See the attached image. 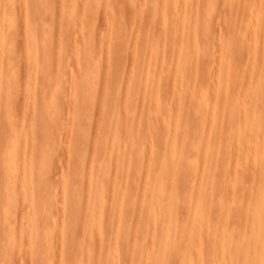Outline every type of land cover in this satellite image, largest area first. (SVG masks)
<instances>
[{
  "label": "bare ground",
  "instance_id": "obj_1",
  "mask_svg": "<svg viewBox=\"0 0 264 264\" xmlns=\"http://www.w3.org/2000/svg\"><path fill=\"white\" fill-rule=\"evenodd\" d=\"M171 1L172 0H143V3H146L147 7L139 11L134 10V16H131L132 14L130 15L131 17L138 18L137 21L139 24L137 23L138 26H135V28L139 27L140 29H134L133 36L130 38L134 39L133 43H131L132 40L129 42L127 41L121 49L110 43L107 45L104 44V48L103 45L97 46L98 48L95 47L97 50H92L93 48L91 49L89 47L80 48L70 45L71 49L75 48L74 50L80 53L75 55V59L77 58L79 61L76 72L73 69L67 68V62H69L71 57V50L68 52L69 46H67L65 42H63L60 47L61 56L57 69L51 67L53 58H51L52 55L51 57L49 56L54 53H52L51 48V53L48 51L49 48L47 49V53H44L46 55L50 53L48 54L49 58L44 56L46 60H44V54H41L43 58L38 54V52H40L38 51L39 46H41L39 43L43 41V39L41 40L38 38V36H41L38 35L39 32L36 33L34 30L30 29V25L33 23V19L30 21L31 9H24L25 17L28 19V23L24 25L25 29L23 28L24 34L22 36L26 46V49L24 48L26 52H24L28 53L27 56L30 57L27 58L29 60L31 58V63L33 62V65L30 63L31 68L28 69L31 70L32 75L30 73V77L28 74L27 79L30 77L28 80L34 82L33 85L39 80L40 83L48 86L47 90L50 89V86L56 89V91L53 90V92L55 91L54 96L52 95L53 93L47 96L50 97L51 95L53 98L51 104L54 102L52 106H54L55 109L57 108L56 110L62 108L63 105L61 103V101H63L61 100L63 94H61V96L59 95V89L63 88L64 90L69 89L73 94L76 91H78V93L80 92V94L83 92L85 97L83 95L81 96L84 97V100L86 99L87 103H92L94 96L99 95V93L100 95L102 94L105 100L109 101L114 97L124 96L127 108L133 107V109L126 114L125 117L127 121L123 128L119 124V113L114 114L113 112L111 131L108 134L100 136L106 145V149L102 154V156H106V158L101 161L99 159V154L94 152H92L94 154L90 153V156H86L83 161L88 169L86 171L87 173L84 172L85 174L83 173L81 176L76 175L78 177H71L72 179H76L75 181L72 180L73 183L67 184V188L65 186V192L62 198H59L62 201H59L58 198H56V200L55 197L52 198L54 202H61L56 203L57 205L55 206H62V212L64 208L65 210L69 208L64 212H68L71 209L70 214L73 213L71 206L76 210H86L85 207L89 208L90 205H96L95 211L92 213L94 214L92 215V220L89 222V227L88 225L87 229L82 227L85 228V231L88 230L86 231L88 238H86V236L85 238L88 239L89 242L85 241L86 243L84 242V244L78 242L80 244H77V241L74 240L76 239L75 233H73L75 236L73 237L74 239L72 238L73 241H71V236H73L70 234L73 231L71 228H74L76 225L78 226V224L69 219L70 216L68 217L64 213L63 215H65L66 218L61 214V216L65 218L63 219L61 217L64 223L59 224L58 222L62 219L60 215H57L59 214V211L56 210L57 207H54L55 210H53L58 212H54L55 215L59 216H56V221L58 222H56L55 219L47 221L45 218L46 227H48L50 233L42 232L45 223L43 224L44 220H41V218L31 223H20L21 226L19 227V224L17 225V222H14L17 226V228H15L13 224L15 229L13 227V229L9 228L11 224L7 223L8 220L4 222L1 221V219L0 222L6 225V229L0 234V249L5 247V250H0V264H14V261L18 263L21 261L19 264H22V259L25 256L35 258L33 261L45 262L47 264H66L67 262L65 263L64 261L63 263V260L64 258L66 260L69 256L70 260L67 261L71 264H103L105 259L110 257V264H120L123 257L119 254V248L125 249V251L129 253L131 264H156L155 259L158 256L157 252H162L165 249H169V255L174 256L169 258L168 264H205L206 259H212L216 264H220V262L224 264H258L255 257H249V252H252L253 249L256 250L255 248L258 244L264 245V228L260 227V219L263 217L264 211L259 210L264 204V198L263 200L256 201L253 199L254 195L257 197L264 196V0H228L227 2H223L224 0H175L178 3L174 4L175 6L177 5L176 7L173 6L175 1H172L173 7H171ZM16 2H18V0H6V2L3 3L4 5H0V13ZM33 12H35V10L32 11V13ZM156 13L168 15L171 19L170 25L165 27L161 26L159 23L156 24L151 22L152 15ZM233 14H236V16L231 19ZM123 16L124 15H122V17ZM120 18L121 17L116 16L107 24L109 26V35H112L123 21V18ZM3 23H5L4 18L0 21V25ZM70 24L71 23H69L68 26ZM192 24L196 26L189 27ZM71 27H76V25L72 23ZM156 30L161 32L160 37L157 36L156 38V36H151V33ZM169 31H174L175 34L173 35V33H171V35H169ZM5 41L6 37L3 35V32L0 31V47ZM17 41L18 40H16V42ZM24 42L20 41V43L16 44L18 45ZM134 44L136 48L133 47ZM17 47L20 48L19 45ZM201 47L203 48V57H186L189 52L193 51L192 53H195L198 49L200 50ZM231 48L239 49L238 54L230 56L228 50ZM27 49H30V51L28 50L27 52ZM167 50H169L171 54L168 57H164L163 53ZM45 51L46 49L43 50V52ZM131 52L132 55H130ZM157 52H162L163 58L158 65H155L152 62V57ZM19 54L21 53L19 52ZM38 55L42 58V63L46 62L45 68H48L47 72H43L44 74L46 73L45 75L42 73L43 79L41 78V80L37 74L39 62L37 59L41 60ZM134 60L135 62L133 64ZM128 61L130 63L132 62V64ZM209 62H212V66L214 67L211 79L209 78L210 75H207L208 80H211L209 83L216 85L220 92H217V89H212L208 95L207 120L200 118V112H196L194 118H180L170 113L171 106H182V95H184V93H200L201 90L198 84L202 80L203 74L207 71ZM127 64H129L130 67H128ZM3 66L4 63L2 59H0V77H2L1 69ZM97 70H104L105 74L104 77L101 76L98 81H95L91 78L90 74L92 71L94 72ZM207 73H209V71ZM42 80L43 82H41ZM204 81H206V78H204ZM42 88L44 87L42 86ZM170 88L173 90L172 99L170 98V100L164 101L159 100L158 95ZM30 89L36 90L37 88ZM30 89L27 90L28 92L26 94L27 98L30 97V101L28 102L27 100V104L24 105L27 112L22 122H20L21 126L19 131L17 134H5V136L11 134L8 136L10 138L15 135L19 137L21 142H23L22 144L25 146V150L29 149L28 152L31 146L42 141V137L43 140L47 137L45 135L46 131H44L45 134H42L43 132L41 133L40 126L34 123V119L38 116L35 96L38 97L39 95H35L38 92L33 95L34 91H30ZM64 90L62 91L65 92ZM237 90H240V93H236ZM38 91L41 95L43 94L39 89ZM56 92L59 93L56 94ZM29 93H32V97ZM46 93L44 91V94ZM79 104L72 106L73 111L69 109L72 113H70L71 117H68V119H71V125L78 122L83 115L81 113L82 107ZM184 111L185 107L181 108V112L179 109L180 113ZM111 112L112 109L109 111V114ZM80 113L82 115H79ZM73 114L74 116L72 118ZM61 115L64 114L61 113ZM59 116L60 114L58 117ZM84 116L85 115L82 117V121L83 118L85 120L87 117ZM104 117L102 116V118ZM229 118H232L233 121L231 120V122L234 123L231 124L229 130H227L224 129V125ZM29 119L30 121H28ZM61 123L62 121L60 122L58 118V121L53 126L55 129L49 128V130L51 129V133L48 131V139L58 138L60 135L62 136V130L64 131L65 127L63 129ZM68 125L70 124L66 126ZM85 125L79 126L73 131L72 129L65 130V132H67L65 133L66 135L69 133L68 136L65 135L69 137L67 140L70 139L71 131V138L75 136V131H77L78 128L82 129L81 127H83L85 131L88 126L86 125L85 127ZM80 132L76 134V137L78 135L79 139H82L80 135L83 131ZM161 133L169 135L170 140L166 143L161 141L164 145L159 148V144L157 143H159L158 140L160 139H158V137ZM44 135L46 137H44ZM1 139L3 140V138ZM6 139L1 141L4 143ZM85 139L84 137V141ZM9 141L10 139H8V142ZM80 142L81 140H78L74 145L76 146L77 143L79 144ZM68 143L70 144L71 140L67 142V144ZM4 144L5 146L8 145L7 142ZM257 144L263 147L259 158L251 154L249 157L250 160L248 159L245 161L243 168L239 169L230 166L231 161L229 159L232 158L235 160L234 162H238V160L235 159L236 157L248 150L250 152L255 151L253 147ZM71 145L72 143L69 146ZM21 146L23 147V145ZM26 146L30 148H26ZM85 146L83 147L84 149L81 148L82 146H80V148L85 151L88 147L85 148ZM56 147L51 144L48 146V150L52 151L54 150L53 148ZM71 147L73 149L72 153L74 154V151L76 153L77 146L76 149L73 145ZM142 147L146 148L144 152L142 151ZM200 147L205 151H216L213 157V167H215L217 171L214 170V173L209 175L205 174V171H201L198 176L192 172L193 168L185 172H180V162H174L173 159L178 155H181L183 160L186 161L195 159V156L198 155L200 151ZM1 148H4V145L0 147V150ZM141 151L145 155L148 154L150 156L149 163L152 162L143 172L145 179L154 187V191L157 194L166 191V196L155 205H148L144 199H137L144 197L145 193L143 191V186L138 182L139 179L137 180V176L132 178L134 174H131L133 173L131 158H136L137 154L141 153ZM28 152L18 155L21 157L22 162L24 161L25 168L31 170V154ZM72 153L71 155L73 156ZM78 153L81 152L77 150V153L74 154L73 157L79 155ZM3 155L6 154L3 152ZM7 156L3 159L4 162L6 160L8 161V158H11V156ZM14 157H16V155ZM19 157L18 159L20 160ZM73 157H71V159ZM151 165L152 167H150ZM153 166H159L160 170L155 173L156 171H154ZM250 166H252L250 168L251 174L247 170ZM71 168H69L70 170L67 168V171H71ZM120 174H125V177L122 179L123 181L116 182V177ZM110 179L112 182L109 181ZM113 180H115L116 183ZM28 182V178L24 177L18 184L20 186L11 185L10 187V185L6 183L4 185L7 186H3L9 188L7 190H10L7 191V195L10 194V196L12 195L13 197V195L16 196L18 192L22 191V196H25L24 200H31V195L35 192L33 191L35 189L29 190ZM46 182L47 181H45L43 188H46L45 190L48 188V191L51 193L53 191L51 190L53 185L49 183L51 186L50 188L44 187L48 185V182L47 184ZM130 182L133 183L132 186L135 196H130L129 187L127 188ZM165 184L168 185V188L164 187ZM190 184L191 187L185 190L184 188ZM192 185H196L197 189L201 190L202 193L200 198L195 201L194 206H192L193 209L195 208L194 215L198 220L196 223L190 224L186 229L182 230L180 227L186 225V222L179 217L178 211L180 207L186 206L187 202L183 198L192 190ZM111 186L113 187L110 191L113 190V193L115 191V195L113 194L112 197H115L108 198L104 194ZM42 190L45 192L44 189ZM250 192L252 194V196L250 195L251 198L248 197L249 199L247 202L239 205L237 203V198L244 197ZM39 193H41V191ZM237 194L238 196L236 197ZM9 197L7 196V198ZM7 198L0 200L1 208L7 205ZM138 200L141 201L139 202ZM217 200H222L223 205L228 210L231 209L237 212L238 215L242 213L244 216H248L245 217L246 219L240 220L233 228L234 230L232 231L235 232L236 235L231 237L227 241V244L225 243L227 249L224 252H221L223 248L222 242L216 245H208L200 241V229L208 225L206 224L208 217L207 215L205 216V212L211 210ZM17 204H15L16 208L18 207ZM19 205H22V202ZM13 207L12 209H14ZM125 207H131L132 213H125L123 210ZM8 210H11V208ZM15 210L16 209H14V211ZM25 210L26 212L23 211L26 213L27 219L32 218L31 207H27ZM103 210L104 212L108 210L107 215L109 216L110 214L112 216V223L110 222L111 229H109L110 226L109 228L107 227V229L110 230L109 234L113 243L118 245L120 242V246H117V249H114L110 256V253H105L103 248H101L100 239L96 238L99 239L96 240L94 237V229L100 222ZM80 213L81 212L77 213L78 215L75 213V215H77L76 221ZM70 214L68 212V215ZM21 216L25 215L19 216V214H17L16 218ZM6 217L4 216V220H6ZM14 217L13 215L11 218ZM11 218H9L10 221ZM67 220L70 221L67 222ZM225 221H227V219ZM78 222L80 224V221H77V223ZM62 224L66 225L61 226ZM52 226L55 230L50 229ZM121 226L131 229V233L125 234L126 237H122V233L120 232ZM81 231L84 233L82 229L79 232ZM190 234L193 237L191 243H189ZM80 235L81 234L78 236ZM172 238H176V242H173L171 240ZM53 239H57V242L59 240L61 246L64 248L62 252L60 251L62 257H57L62 259H60V263L59 261H55L57 260V258H55L56 255L59 254H54L55 259H53V253H55L53 248L59 245V242L55 245L57 242ZM69 239L74 243H70V246L73 244L72 246L75 248V244H77L75 248L76 251L71 250L72 246L71 249L68 250ZM78 239L79 238H77V240ZM51 242L54 244L52 245L53 247L51 246ZM150 243L155 246L151 248L148 247L147 245ZM242 243L247 245V249H249V251H247L248 257H242L240 255L238 245ZM41 245L45 246V249L44 247V250L42 249L43 251L39 250ZM71 251H73L72 254ZM142 253L145 255L144 259L140 258Z\"/></svg>",
  "mask_w": 264,
  "mask_h": 264
},
{
  "label": "rangeland",
  "instance_id": "obj_2",
  "mask_svg": "<svg viewBox=\"0 0 264 264\" xmlns=\"http://www.w3.org/2000/svg\"><path fill=\"white\" fill-rule=\"evenodd\" d=\"M18 0V2H16L15 4H13L11 7H7L4 9V11H2V13H0V21L2 20V18L5 19V23H3L2 25H0V31L3 32V35L6 37V41L4 44H2V46L0 47V59H2L4 66L1 69V73H2V77H0V136L1 138L6 139H10V141L8 142V139H6L5 142H7L8 145L5 146V142L3 143L1 140V144L0 147H2L4 145V148H1L0 150V200H4L7 198V196L9 197V195H7V190L9 188H5L8 184L10 185H18L23 178H28L29 180V185H28V189L29 190H33L35 191L32 195H31V200H24L25 196L21 194L22 191L18 192L16 196L12 195L7 198V205L2 206V208L0 207V220L1 221H6L8 220L7 223H10V227L12 228L15 225V228H17L16 224H14V222H17L18 227L21 226V224H25L26 222H35L37 221V219L39 220L41 218V220H44L43 224L45 223V227L43 226V231L42 232H49L48 227H46V220H57L56 218L59 217L57 215H60V218L63 216L66 218V216H70L69 219L73 220L76 222V224H78V226L76 225L74 228H71L72 233H70L71 235H73V233L75 234L73 236H71V241H73V237L75 236L76 239H74L75 241H77V244H80L78 242H82L84 244L85 241H88V236H87V232L88 230L85 231V228L87 229L90 225L89 222H91L90 220H92V214L93 211H95V204L94 205H90L89 208L85 207V209L82 210H76L74 209L72 206L71 208L73 209V213L70 214L71 209L68 211L70 215H68V212H64L67 211L69 208H67V210H65V208L62 209L61 207H57L55 205H57L56 203H61V202H54L53 201V197L58 198L59 201L65 192V186L66 188L68 187V185L70 183H73V181H75L76 178L72 179L71 177H75L76 175H82L84 172H86L88 169L86 167V165L84 164V160L86 158V156H90L91 154L97 153L100 155L99 159L102 161L106 158V156H102L103 152L106 149V145L104 144V141L100 138V136L108 134L111 131V124L113 122V112L115 113H119L120 119H119V124L120 126L123 128L125 126L126 123V114L131 111L133 109V107L131 108H127L126 106V99L125 97H114L113 99L109 100H105V98L102 96V94L100 95H96L94 96V100L92 103H87L86 99L84 100L85 95L80 94V92L78 93V91L71 92L69 89L64 90L63 89H59V95L61 96V94H63V96L61 97V104L62 108H58L59 110H56L54 108V106H52L54 104H51V100L53 99L50 95V97L48 94H52L54 96V92L56 91V89H54V87L50 86V89L47 90L46 85H43V83H40V81L38 80L35 85L34 82H30L31 80H28L32 73L31 70H28L31 68V58L30 60L28 59L30 56H27L28 53L26 52V46H25V42L23 41V34H24V29L27 23H28V19L25 17V10L26 8H30L32 11L35 10V12L32 13L31 12V17H30V21H32L33 19V23H31L30 25V29L34 30L36 33L39 32L38 35H41L40 37L38 36L39 39H43V41H41L39 44L41 46H39L38 54L41 56V54L43 55L44 53H47V49L48 51L53 54H50V56L47 54H44L43 57L45 56L46 58H53L52 59V65L51 67L54 69H57L59 67V60H60V47L63 44V42L66 43L67 46H69L68 48V52L70 51V60L69 62H67V68L69 69H73L75 72L77 71V67L79 65V61L76 58L75 59V55L76 54H80L77 53L73 48H70V45H74V47L78 46L80 48H85V47H89V48H93L92 50H97V46L99 45H103V48L105 47V45H107L108 43L115 45L116 47H118L119 49H121L124 44L130 40H132L131 43H133L134 39H130L133 35V31L134 29L138 30L139 27L137 23H138V18L136 17H131L134 16V10H141L142 8H146L147 5L146 3H143V0ZM173 2L175 0H172ZM172 1H171V7L175 6L174 4H178L177 1H175V3H173L172 6ZM228 0H224L223 2H227ZM4 2H6V0H0V5H2ZM134 6H133V5ZM4 5V4H3ZM132 5V6H131ZM177 6V5H176ZM175 6V7H176ZM39 7V8H38ZM134 7V8H133ZM37 10V11H36ZM132 12H131V11ZM23 11V12H22ZM131 12V13H130ZM22 13V14H21ZM129 13V15H128ZM132 14V15H131ZM122 15H124L122 17ZM131 15V16H130ZM119 16L121 17L120 19H122L123 21L120 23L119 27L113 32V34L109 35V26L107 25L109 23V21L116 17ZM236 14H233L231 16V19L235 18ZM33 17V18H32ZM128 17V18H127ZM216 17V14H215ZM125 18V19H124ZM215 19V18H213ZM151 22L156 23V24H160L161 26H165L167 27L168 25H170L171 23V19L168 15L166 14H160V13H156L154 15H152V19ZM69 23H74L76 25V27H71V24L68 26ZM139 24V23H138ZM195 24L190 25L189 27H195ZM24 28V29H23ZM140 29V28H139ZM135 30V31H136ZM108 31V32H107ZM170 32V31H169ZM139 33V31H138ZM171 33H173V35L175 34L174 31H171L169 35H171ZM18 35V37H17ZM134 35L136 36V33L134 32ZM161 32L159 30H156L154 32L151 33V36H159L160 37ZM16 38V39H15ZM22 39V40H21ZM16 40H18L16 42ZM21 43L18 44L20 48H18L16 43ZM64 40V41H63ZM16 44V45H15ZM21 45V46H20ZM24 46V47H23ZM97 47V48H95ZM135 44H134V46ZM25 48V49H24ZM41 48V49H40ZM51 48V51H50ZM95 48V49H94ZM23 49V50H22ZM46 49L45 52H43V50ZM203 48L201 47L200 50L198 49L195 53L189 52L186 57L187 58H192L193 56H200L203 57L204 54L202 53ZM30 51V49H27ZM133 50L135 51V49L133 48ZM25 51V52H24ZM32 51V50H31ZM43 53H42V52ZM19 52L21 54H19ZM133 52V51H132ZM132 52L130 53V55H132ZM239 52V49L237 48H231L228 50V54L230 56H234L237 55ZM30 53V52H29ZM26 54V55H25ZM134 54V52H133ZM170 51L167 50L165 53H163L164 57H168L170 55ZM38 55V57H39ZM49 56V57H48ZM28 57V58H27ZM42 57V56H41ZM39 57V58H41ZM42 57V58H43ZM44 57V60H46V58ZM42 58L37 59L38 62V66H37V74L38 77H40L43 79L42 77V73L44 71L47 72L48 68H45V63H42ZM50 58V59H51ZM131 58V56H130ZM163 56H162V52H157L156 54L153 55L152 57V62L155 65H158L161 60H162ZM77 60V61H76ZM132 60V58H131ZM41 61V62H40ZM130 61V60H129ZM128 61V62H129ZM135 60L133 61L134 64ZM31 63V64H30ZM130 63V62H129ZM132 64V62L130 63ZM30 65V67H29ZM33 65V64H32ZM128 67L129 64H127ZM212 62H209L207 67V71L203 74L202 76V80L200 81V83L198 84V87L200 88V93H184V95H182V106H178L176 107L175 105L170 107V113L175 114L176 116L181 117H187V118H194L196 115V112H200L199 116L201 119L203 120H207V107H208V95L210 93V91L212 89L216 90L217 92L219 91V88L216 85H212L211 83V76L213 74V69L214 67L212 66ZM127 67V66H126ZM127 67V69H128ZM46 69V70H45ZM216 69V68H215ZM28 70V71H27ZM126 70V69H125ZM56 71V70H54ZM209 71V73H207ZM105 71L103 70H97V71H92L90 76L93 80L98 81L99 78H101V76L104 77V73ZM128 72V71H127ZM31 73V75H30ZM29 74V78L27 79V76ZM46 74V73H45ZM43 73V75H45ZM128 74V73H126ZM41 75V76H39ZM209 76V80L208 77ZM102 77V79H103ZM204 78H206V81H204ZM101 79V80H102ZM208 81V82H207ZM43 82V80L41 81ZM42 84V85H41ZM34 87H33V86ZM40 86V88H39ZM42 86L45 88H42ZM46 86V87H45ZM30 88H37L36 90H32ZM42 88V90H41ZM61 88V87H60ZM125 88V87H124ZM30 91H34L33 95L38 92V89L40 91L43 92V94L41 95L40 93H36L35 95H39L38 97L35 96L36 98V108L38 109V116L36 117V119H34V123L40 126V131L42 134H45L44 131H46V136L44 135V137H46L43 140L42 137V141H40L39 143H37L36 145H33L30 147L26 148H30V151L28 152V150H25V146L24 144H22L23 142H21L20 138L17 137L16 135L13 137H8L11 134H17V132L19 131L20 128V122H22V120L24 119L23 117L25 116L27 109H25L24 105L27 104V100L28 102L30 101V97L28 95L29 98H27L26 94H27V90ZM53 90H55L53 92ZM58 90V87H57ZM62 90H64L65 92H63ZM45 93L47 94H44ZM69 91V92H68ZM51 92V93H49ZM63 92V93H62ZM67 93V94H64ZM236 93H240V90H237ZM30 94V93H29ZM46 95V96H45ZM57 95V96H59ZM83 95V96H81ZM30 96L32 97V93L30 94ZM59 96V97H60ZM173 97V90L170 88L168 90H166L165 92L163 91L162 93H160L158 95V99L161 101L164 100H170V98L172 99ZM34 98V96H33ZM63 98V99H62ZM68 98V99H66ZM53 101V100H52ZM64 102V103H63ZM80 103V104H79ZM66 104V105H65ZM75 104H79L82 107V114L85 115L84 117H86V119L82 121V117L83 115L80 113L79 115H82L80 120H78V122H76L75 124L71 125V119L68 117H71L70 113L71 111L69 109L73 108L72 106H74ZM51 107V109H50ZM185 107V111L183 113L181 112V108ZM196 108V109H195ZM61 109V111H60ZM112 109V112L109 114V111ZM180 109V112H179ZM70 111V112H69ZM179 112V113H177ZM64 114V115H61ZM69 115H67V114ZM60 114V116L58 117V115ZM72 114V113H71ZM63 116V117H62ZM74 114L72 115L73 118ZM102 116L104 118H102ZM58 118L60 120L61 126L64 129V131L62 129V136L60 135L58 138H49V132L51 133V129H55L53 128L54 124L58 121ZM63 118V119H62ZM97 118V119H96ZM99 118V119H98ZM62 119V120H61ZM96 120V122H95ZM232 118L227 119V122L225 123V128L229 130V127L231 126V124H233L234 122H231ZM30 121V119L28 120ZM32 121V120H31ZM68 121V123H67ZM233 121V120H232ZM84 123V124H83ZM88 123V124H86ZM67 124H70L68 126H66ZM88 125L86 127V125ZM65 125V126H64ZM86 127V130L84 131L83 127H81L82 129L78 128L77 131H75V133H80V137L83 139H79V136L76 134L74 137L71 138V133L73 130H76L77 127L79 126H84ZM70 126V128H69ZM60 127V126H59ZM49 128H51L49 130ZM75 128V129H74ZM68 129H72V131L70 132V139L67 140L66 137L68 136V134L66 135L65 130L67 131ZM43 130V131H42ZM80 130V131H79ZM39 131V132H40ZM49 131V132H48ZM79 131V132H78ZM10 135H6L5 134H9ZM39 133V134H41ZM41 134V135H42ZM48 134V135H47ZM138 134V133H137ZM4 135V136H3ZM64 135V136H63ZM66 135V136H65ZM66 137V138H64ZM84 137L86 138L84 141ZM64 138V140H63ZM88 138V139H87ZM159 144L158 147L161 148L163 147L162 145H164L163 143H166L170 140V136L166 135V134H160L158 137ZM66 140V141H65ZM72 145L75 147L77 146L76 149V153L77 150L78 152L80 151L81 153H78L79 155L74 156V154L72 153L73 149H72V145L69 146L70 144L67 142H70ZM78 140L84 141L82 143L80 142L79 145L77 143V145L75 146L74 143ZM88 140V141H86ZM163 143H162V142ZM21 142V143H20ZM57 142V143H56ZM86 142V143H85ZM229 142V141H227ZM3 143V144H2ZM55 143V144H54ZM85 143V144H84ZM161 143V144H160ZM52 144L57 145L56 148H53L54 150L49 151L48 150V146H50ZM2 145V146H1ZM23 145V147L21 146ZM86 145V146H85ZM161 145V146H160ZM79 146V147H78ZM80 146H82L81 148H83L85 146V151L83 149L80 148ZM255 151L250 152L249 150L247 152H244L242 155L236 157L235 159L238 160V162H234V159H229L230 161V166L233 168H243V165L245 164L246 160H250V155L254 154L256 155L257 158H259L260 153L263 150V147L260 144H257L256 146L253 147ZM3 149V150H2ZM52 149V148H51ZM89 149V150H88ZM144 147H142V151L144 152ZM154 149V148H153ZM83 150V151H82ZM24 151V152H23ZM138 153L136 158H131L132 160V167H133V173L131 177L134 178V176H137V180L139 179L138 182H140V184L143 186V191H144V197L141 198H137V199H144L147 204L149 205H155L158 202H160L165 196H166V191L161 192V193H156L154 191V187L151 186L149 184V182L145 179V175H143L144 171L146 170V168L149 167V160H150V156L148 154H144V153ZM4 154L6 155H3ZM25 153L28 152L31 154L30 157V165L31 170H28L27 168H25L24 165V161L22 162L21 157H19V155H21V153ZM84 152V153H82ZM94 152V153H92ZM10 153V155H9ZM22 153V154H23ZM71 153L73 154V156L71 155ZM8 154V156H7ZM19 154V155H18ZM216 154L215 150H208L205 151L202 149V147H200V151L198 153V155L195 156V159H191L190 161H186L183 160V157H181V155L176 156L173 161L174 162H180V167H179V171L180 172H185L188 171L189 169L193 168L192 172L198 176L201 171H205V174H212L214 173L213 171H217V169H215V167H213L214 164V156ZM16 155V157L14 156ZM18 155V156H17ZM4 156V157H3ZM10 157L8 158V161L4 162V158L5 157ZM14 158H13V157ZM45 156V157H44ZM18 157L20 158V160L18 159ZM71 157H73L71 159ZM181 157V158H180ZM43 158V159H42ZM69 158V159H68ZM42 159V160H41ZM75 166H72V165ZM156 164V163H155ZM71 165V166H70ZM68 166V167H67ZM71 167H75V168H71ZM152 167V165L150 166ZM154 167V166H153ZM156 167V168H155ZM154 167V171H156L155 173H157L160 170L159 166H155ZM252 166L248 167V171L251 174V168ZM65 168V170H64ZM70 170L69 168H71V171H67ZM75 169V170H73ZM64 170V172H63ZM63 172V173H62ZM87 173V172H86ZM85 174V173H84ZM123 174V173H122ZM120 174L119 176L116 177V182L119 181H123L122 179L125 177V174L122 175ZM249 174V175H250ZM65 175V176H64ZM62 176V178H61ZM76 176V177H78ZM46 177V178H44ZM136 178V177H135ZM45 179V180H44ZM47 179V180H46ZM49 179V181H48ZM72 182H70V181ZM45 181L48 182V185L44 186V187H51L49 183H51V185H53V187H51V190H53L51 193L47 190H45L46 188H43V185L45 183ZM109 181L112 182V180L110 179ZM115 182V180H113ZM46 182V184H47ZM115 182V183H116ZM7 184L6 186L4 184ZM68 184V185H67ZM5 187H4V186ZM113 185V184H110ZM109 185V186H110ZM130 185V186H129ZM133 183H129L127 185V188L130 190V196H135V192H133ZM20 186V185H18ZM56 186V187H55ZM132 186V187H131ZM55 187V188H54ZM113 186H111V188L109 187L107 192L104 194L106 197L108 198H113L115 196L112 197V195H115V191L113 193V190L110 191V189H112ZM165 188H168V185L165 184L164 186ZM191 187V184L187 187H185L184 189L187 190ZM38 188V189H37ZM44 189L45 192H43L42 189ZM37 189V190H36ZM132 189V190H131ZM41 193H39L40 191ZM50 190V191H51ZM39 191V192H38ZM37 192V193H36ZM47 192V193H46ZM252 192V191H251ZM248 193V195H245L244 197H238L237 198V203L239 205L245 203L248 201V197L251 198L252 194ZM10 193V192H9ZM214 194V193H213ZM202 195L201 190L197 189L196 185H192V190L189 191V193H187V195L183 198L186 200L187 204L186 206H183L182 208L180 207L178 214L179 217L186 222V225H182L180 228L182 230L186 229L187 226H189L190 224H194L196 223V221L198 220L195 215V208L193 209L192 206H194L195 201L200 198V196ZM251 195V196H250ZM238 196V194L236 195V197ZM60 198V199H59ZM264 196L262 195L261 197H257L254 195V200H263ZM22 200V201H21ZM57 200V199H56ZM22 205H19L21 202ZM139 202L141 200H138ZM19 202V203H18ZM18 203V204H17ZM15 204H17V208L15 207ZM14 206V207H13ZM4 207V208H3ZM9 207V208H8ZM12 207L14 209H16L14 211V209H12ZM27 207H31V213L33 215L32 218H28L27 219V215L26 213H24V211L26 212L25 208L27 209ZM57 207L56 210L59 211V214L55 215V208ZM92 207V208H91ZM94 207V208H93ZM11 210H8L10 209ZM54 209V210H53ZM61 209V210H58ZM94 209V210H93ZM24 210V211H23ZM125 213H132V209L131 207H125L124 209ZM260 211H264V204L260 207L259 209ZM12 211V212H11ZM14 211V212H13ZM61 211V213H60ZM78 211V212H75ZM107 211V212H106ZM104 212V210L102 211L103 214H101V219L100 222L98 223V225L95 227L94 229V234H95V239L101 241V248H103V251H105V253H110L109 256L112 254V251L114 249H117V246H120V242L118 243V245H115L111 239V236L109 234L110 230L107 229V227L111 229V224L112 223V216L108 214V210H106ZM55 212V213H54ZM81 212L78 216V220L80 221L77 223L76 219H77V213ZM16 213V214H15ZM22 213V214H21ZM66 214L65 215H63ZM75 213L77 215H75ZM105 213V215H104ZM8 214V215H7ZM11 214V215H10ZM15 216L14 218L13 215ZM17 214L20 215H25V216H21V217H17ZM62 214V216H61ZM74 214V215H73ZM207 215L208 220L206 222V224H208L206 227H203L202 229H200V233H201V243H206L208 245H216L219 242L223 243V248L221 249V252H224L227 249V241L235 236V232H233L232 230H234L233 228L236 226L237 223H239L240 220L242 219H246L245 217H248L247 215H243L241 214H237V212L233 211V210H228L224 205L222 200H217L214 204V207L211 210H208L205 212V216ZM4 216H11V217H6V220H4ZM57 216V217H56ZM35 217V218H34ZM48 217V218H47ZM62 217V218H63ZM67 217V218H68ZM73 217V219H72ZM75 217V218H74ZM9 218H11V221L9 220ZM61 218V219H62ZM63 218V219H65ZM60 219V220H61ZM61 220L60 223H64V220ZM227 219V221H225ZM13 220V221H12ZM59 220V218H58ZM50 221V222H51ZM66 221V220H65ZM70 221V220H69ZM67 220V222H69ZM260 227L264 228V215L263 217L260 219ZM21 223V224H20ZM86 223V225H85ZM131 223V222H130ZM14 224V225H13ZM69 224V223H68ZM84 224V226H83ZM3 224V222H0V234L6 229V225ZM66 225V224H65ZM65 225H61V226H65ZM82 225V226H81ZM88 225V227H87ZM50 226V225H49ZM68 226V225H67ZM56 227V226H55ZM85 227V228H82ZM14 228V227H13ZM12 228V229H13ZM14 228V229H15ZM53 229V226L50 228ZM82 229L84 233L79 232ZM107 229V230H106ZM76 231V232H75ZM108 231V232H107ZM53 232V231H52ZM55 232V231H54ZM79 232V233H78ZM120 232L122 233V237H126L125 234H130L131 233V229H127L124 226H121V230ZM237 232V231H236ZM50 233V232H49ZM54 234V233H52ZM79 234H81L80 236H78ZM86 236V238H85ZM55 238V237H53ZM73 238V239H72ZM77 238H79L77 240ZM190 241L189 243H191L193 237L190 234ZM92 239V238H91ZM57 242V239H53ZM173 242H176V238H172L171 239ZM54 241V243H55ZM70 239L68 240V250L71 249V246L74 244L73 242H69ZM74 241V242H75ZM123 241V239H122ZM59 242V240H58ZM55 243V245L58 244ZM87 242V243H88ZM70 243H73L70 246ZM76 243V242H75ZM81 243V244H82ZM86 243V242H85ZM200 243V244H201ZM226 243V244H225ZM77 244H75V248L77 247ZM54 245L51 242V246ZM60 242L58 246H54L53 251L55 253H53V259L57 258V257H62V253L60 254V251L62 252L64 250V248L61 246ZM148 247H154V244H148ZM239 251H240V255L242 257H246L248 255L247 251H249V249H247V245L245 244H239ZM45 249L44 245L40 246V251H43ZM53 247V246H52ZM57 247V248H55ZM60 248V249H58ZM74 248V246H72L71 250L76 251ZM43 249V250H42ZM59 252H58V250ZM63 249V250H62ZM256 250L253 249L252 252H249V257L253 258L255 257V259L257 260L258 264H264V245L258 244V246L255 248ZM0 250H5V247H3ZM57 250V251H56ZM67 250V252H68ZM52 251V252H53ZM57 252V253H56ZM70 253V251H69ZM73 253V251H71V254ZM54 254H59V255H55ZM119 254L122 255L123 260L120 262V264H131L130 260H129V253L127 251H125V249H121L119 248ZM157 258L155 259L156 264H168L169 262V258H172L174 256H170L169 255V249H165L164 251H158L157 252ZM55 257V258H54ZM248 257V256H247ZM68 258V259H67ZM66 260L64 258L63 263L65 261L66 264H71L70 262L68 263L67 260H70V256L67 257ZM140 258L144 259L145 255L142 253ZM33 257H28L25 256L22 259V262L24 264H47L45 262H37V261H33ZM61 259V258H60ZM59 258H57V260L55 261H60ZM128 260V261H127ZM125 261V262H124ZM205 264H216L212 259H206L205 260ZM21 263V261L19 262ZM17 261H14V264H19ZM22 263V264H23ZM111 263V258L108 257L107 259H105V261L103 262V264H110ZM195 264V263H194ZM220 264H224L222 262H220Z\"/></svg>",
  "mask_w": 264,
  "mask_h": 264
}]
</instances>
